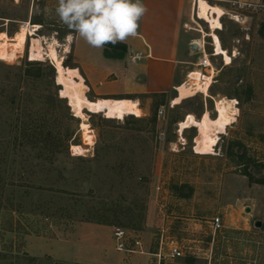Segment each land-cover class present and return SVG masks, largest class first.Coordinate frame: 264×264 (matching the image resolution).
I'll return each instance as SVG.
<instances>
[{"label": "rangeland", "instance_id": "rangeland-1", "mask_svg": "<svg viewBox=\"0 0 264 264\" xmlns=\"http://www.w3.org/2000/svg\"><path fill=\"white\" fill-rule=\"evenodd\" d=\"M206 1L223 10L215 34L224 55H215L195 0H144L135 37L150 48L127 39L113 58L130 68L128 85L116 69L104 80L87 76L99 57L119 53L68 29L55 13L58 0H0V264H91L100 255L113 264H264V0ZM202 35L210 87L176 94L196 67ZM53 39L56 63L31 53L38 43L49 52ZM151 49L169 61L131 59ZM56 64L80 68L89 101L128 99L134 111H76L61 94ZM190 79L197 85L201 73ZM147 80L166 90L148 91ZM224 99L232 109L221 127L200 129L206 112L219 118ZM188 115L197 125L181 130ZM200 135L210 153L195 151ZM117 228L142 253L117 251ZM168 240L182 257L158 262Z\"/></svg>", "mask_w": 264, "mask_h": 264}, {"label": "bare ground", "instance_id": "bare-ground-1", "mask_svg": "<svg viewBox=\"0 0 264 264\" xmlns=\"http://www.w3.org/2000/svg\"><path fill=\"white\" fill-rule=\"evenodd\" d=\"M194 15L197 16V19L200 21H204L209 25V29L212 33V36L215 39V55L220 56L224 55V49L221 47L219 38L215 34V31L221 29L220 19L224 15L223 10L218 6L209 5L206 0H195L194 4ZM31 26V25H30ZM35 26V25H34ZM32 27V26H31ZM30 27V28H31ZM39 31V30H38ZM37 31V32H38ZM71 38H69V42ZM47 48H49V52L43 46V43L37 44L36 50L32 48L31 53L35 54V57L42 59L47 56L53 59L56 63V48H58V43L55 39L52 42L47 43ZM66 48V52H68V47ZM33 56V55H32ZM226 61H229V57L225 54ZM55 69L57 71L56 81L57 84L62 87L61 94L68 100L69 105L73 107L76 111L82 112L83 110L92 111L94 109L106 110L109 112L117 113V115L129 114L134 111L135 105L131 100H102L99 103L91 102L87 98V92H89L88 87L82 81L80 75H77L75 72L67 70L61 64H56ZM75 71V70H74ZM78 80V81H77ZM211 80L210 78H202L200 79L197 85L190 84H181L177 87V90L184 94L186 97H191L197 94L198 92H202L204 94L207 93L208 88L210 87ZM220 116L219 118H211L209 113L206 112L203 116L204 121L199 124L200 129L206 130L208 126L213 128H219L222 124V118L225 115V111H231L232 107L228 100L224 99L218 105ZM181 130L191 129L196 126V120L193 116L188 115L185 117V120L180 123ZM178 133H179V124H177ZM225 128H223L224 130ZM180 134V133H179ZM182 136V135H181ZM195 140V139H194ZM209 141L208 137L200 135V138L197 139L195 151L199 154L202 153H210L209 146L204 145V142ZM211 142V141H210ZM195 152V153H196ZM212 153V152H211Z\"/></svg>", "mask_w": 264, "mask_h": 264}, {"label": "clouds", "instance_id": "clouds-1", "mask_svg": "<svg viewBox=\"0 0 264 264\" xmlns=\"http://www.w3.org/2000/svg\"><path fill=\"white\" fill-rule=\"evenodd\" d=\"M147 11L144 0H58L55 8L68 29L98 49L136 36Z\"/></svg>", "mask_w": 264, "mask_h": 264}, {"label": "built area", "instance_id": "built-area-1", "mask_svg": "<svg viewBox=\"0 0 264 264\" xmlns=\"http://www.w3.org/2000/svg\"><path fill=\"white\" fill-rule=\"evenodd\" d=\"M196 18H197V16H196ZM190 22H191V24L198 26V23L195 20V17L193 15V12L191 14ZM184 27L185 28L188 27V24L185 23ZM201 37H202L201 44L198 45V50L200 51V57L198 59L196 67L186 74L185 79L182 81L181 84H187L189 82V80H191L190 75L192 73H195V72L201 73V77L203 79L204 78L208 79V78L212 77L213 68H212L210 60L208 58V54H206V51H205V41H204L203 35ZM143 57H144V55L141 52H137V53L132 54L131 59L132 60H141ZM174 91L176 92V94H178V90L176 89V87L174 88ZM164 109H165L164 106L160 107V109L158 110V116H161L163 114ZM219 228H220V219L218 217H216L213 219L212 229L214 231H216ZM113 239L115 242V249L117 251H125L128 253H137V252L142 253L141 250L133 249V247L130 248L127 245L128 238L126 236V232L120 228H117L114 230ZM168 241H169V245H168L167 252L165 254H163L161 252L155 254L158 262H160L161 259L175 260V259H178L179 257H182L181 249L176 245L175 241L174 240H168ZM132 246H134L135 248H139L140 242L138 240H133Z\"/></svg>", "mask_w": 264, "mask_h": 264}, {"label": "crops", "instance_id": "crops-1", "mask_svg": "<svg viewBox=\"0 0 264 264\" xmlns=\"http://www.w3.org/2000/svg\"><path fill=\"white\" fill-rule=\"evenodd\" d=\"M192 8H193V4H192ZM31 24V23H30ZM33 25V24H32ZM35 26H39V25H36V24H34ZM142 36V35H141ZM143 37V36H142ZM69 38H71V36H69L68 37V39ZM70 40H72V38L70 39ZM127 41H129V43H130V45H132V46H136V43H141L144 47H148V48H150V46L144 41V39L142 38V40L140 39V38H138V37H135V36H130V38H128V40ZM71 42V41H70ZM69 42V40H68V43H70ZM65 47H68V45H66ZM68 49H69V47H68ZM153 51H154V53H155V49H153ZM133 52V51H132ZM137 52H141V51H137ZM149 55H147L148 54V50H147V54L142 58V59H151L152 61H155V62H161V63H167L166 61H169V59H167L166 57H164V56H153L152 55V49L151 50H149ZM163 53V54H162ZM161 53V55H164V52H162ZM132 54H134V53H132ZM128 62H129V58L128 59H126ZM123 62V61H122ZM122 62L120 61V59H111V58H106V57H103V56H101V57H99V59L95 62V70H91V69H89V72H88V75L87 76H90L91 78L92 77H95L97 74H99V76H103L102 78H101V80H104V78H107V75L109 74L110 75V73H115V69L116 70H119L120 71V74H119V79L120 80H124L125 79V81H128V85H129V74H130V72L131 71H129V73H128V70H130V68L129 69H124L125 67H123L122 68ZM140 67V66H139ZM67 70H70V71H73V72H75L77 75H80V77L82 78V81L85 83V79H84V77L81 75V73L79 72V70L78 69H80V68H78V67H73V68H69V67H67L66 68ZM104 70V72H100L101 70ZM122 69H124V70H126V72H124ZM75 70V71H74ZM125 74V75H124ZM108 75V76H109ZM87 76H86V78H87ZM86 84V83H85ZM148 85V80H147V82L145 83V84H143V86H145V88H147L148 89V91L149 90H159L160 88L159 87H162L161 85H157L156 84V86H154L153 88H150L149 86H147ZM86 86H87V84H86ZM173 86H175V85H171V88L173 87ZM88 87V86H87ZM156 88H158V89H156ZM88 89H89V87H88ZM164 89V91L166 90L164 87H162V90ZM133 94V93H132ZM131 94V95H132ZM126 96H128V95H126ZM102 100H116V101H121V100H128V99H111V98H99L98 100H96V101H99V102H101ZM100 258H102V262H100V263H97L95 260H93V259H88L89 261H90V263L91 264H113V262L112 261H105L104 260V257H101V255H100Z\"/></svg>", "mask_w": 264, "mask_h": 264}, {"label": "trees", "instance_id": "trees-1", "mask_svg": "<svg viewBox=\"0 0 264 264\" xmlns=\"http://www.w3.org/2000/svg\"><path fill=\"white\" fill-rule=\"evenodd\" d=\"M108 46H110V47H112L113 48V50H116V51H118V53L119 54H116V55H114V56H106L107 58H121L122 57V53H124L125 52V50H126V46L125 45H123V44H120V43H117V44H115V45H112V44H108Z\"/></svg>", "mask_w": 264, "mask_h": 264}, {"label": "water", "instance_id": "water-1", "mask_svg": "<svg viewBox=\"0 0 264 264\" xmlns=\"http://www.w3.org/2000/svg\"><path fill=\"white\" fill-rule=\"evenodd\" d=\"M245 212H247V213L250 212V208H249V207H246V208H245ZM255 226H256V227H260V226H261V222L257 221V222L255 223Z\"/></svg>", "mask_w": 264, "mask_h": 264}]
</instances>
